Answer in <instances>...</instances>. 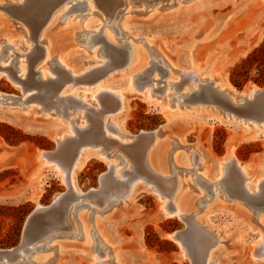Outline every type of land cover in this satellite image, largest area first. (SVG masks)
Listing matches in <instances>:
<instances>
[{"label": "rangeland", "instance_id": "374dc122", "mask_svg": "<svg viewBox=\"0 0 264 264\" xmlns=\"http://www.w3.org/2000/svg\"><path fill=\"white\" fill-rule=\"evenodd\" d=\"M33 1L23 0L24 3L13 2L10 4L9 0L6 2L0 0V37L6 35L7 39H10L12 36V40H5L1 43L4 47L0 53V68L14 70L10 73L14 77L13 80L4 75L0 76V92L5 95L1 99H7V95L21 97L24 90H32L27 95L28 99L24 104L19 99L13 101V98L6 100L5 103L0 102L1 252L20 245L26 221L38 205L46 208L55 200L56 195L69 190L68 185L52 168L43 166L41 160L44 158L39 159V152L52 153L54 151L55 153H52L49 158L59 159L65 166L64 152L71 149L72 143L78 140L80 135H84L91 129L78 127L75 130V132L77 131L75 134L78 136L67 138L63 141L62 148L58 149L55 136L62 132V126L58 121L61 117L59 112L65 116L69 113V111L65 113L60 107V104L66 99H57V91L50 92L47 82L39 80L41 79L39 75L36 76L35 81L31 80L32 77H35V74L32 75L33 72H39L37 68L34 69V58L32 59L39 44L35 38L34 29L14 15L31 11ZM146 1L140 4L133 3L118 16V20H111L110 16H106L103 11L100 14L103 17L98 18L91 12H86L87 9H81L83 5L73 6L71 11L74 13L71 12L72 14L70 16L68 14L67 17L73 16L76 20H81L82 26L80 28L73 25L60 26L63 23L58 21L51 27L46 40L52 42L54 52L67 56V60L75 72L90 69L87 70L88 73L81 74L83 76L77 75L78 78H76L70 71H66L67 69L60 72L54 67V82L59 83V87H62L64 83L75 77L80 83L78 86H85L87 80L91 79L96 85L102 78L104 83H113L124 89L127 104L122 110L103 113L105 102L111 103L113 108L118 105L117 102L114 104L116 99L111 96L110 92L103 90L99 94V101L89 99L94 107L91 108L88 116L95 114L97 118L95 115L94 117L97 120L101 115L97 122H105L109 127H113L111 132L116 136H121L120 131L136 136L142 131L169 130L171 134L166 136L168 139L155 145L152 156L153 164L156 167L163 168L171 175H177V177L186 180L185 188L176 195V202L188 213L195 210V203L198 209L210 203L209 201L219 203L218 195L220 197L224 195L225 200L229 202L224 208L219 205L214 208L208 218H206V214L202 215V223H205L208 230L218 234L219 243L212 250L213 258L219 264H264L262 258H251L253 242H257L260 238L257 215L264 217V209L252 208L244 200L236 198L240 186H234V181L240 182L241 180L236 167L238 161L245 166V173L250 178L248 183L251 186L259 177L264 176V130L257 132L254 129L246 128L242 124L248 121L246 116H238L235 112L224 110L217 104H209L205 95L207 90H211L210 85L200 87L199 83L196 84V88L200 90V93L196 95L191 86H186L187 77H180L177 72H172V65L167 64L161 56H157L153 50H148L141 44L143 43L141 37L144 36L164 51L174 65L181 69H197L202 73L201 76H204L199 80H203L202 83L214 80L215 85L218 84L235 94H241L253 88L263 89L264 50L257 54L256 60L248 62L253 65L249 66L248 64L246 68H240L242 71L248 70L245 76L240 77H246L242 87L238 88L233 84L232 74L243 60L264 46V0ZM59 9L57 8V10ZM16 10L20 12H14ZM144 11L147 13H142ZM62 20L64 21V19ZM105 22L109 24H105ZM113 25L116 27L111 30L109 27ZM125 26L129 28L130 36H127L122 30ZM92 34L97 35L91 38ZM13 40L19 42L21 51L29 50L30 45L33 44L32 50L25 58L28 72L24 77L20 76L21 63L19 61L23 57L19 56L20 52L17 50H13V53L10 51V43ZM123 42H127L128 45H123ZM108 43L118 47L117 51L115 50L117 52L115 55L119 60H122V62L111 65L112 67H110L112 62L111 56L108 54V50H110ZM45 45H48V42ZM136 46L145 48L144 50L147 52L146 62L138 66H135V59L132 62V54ZM100 49H103L102 52ZM118 49L121 50V54L124 53L119 54ZM101 62L106 63L102 67H95L97 63ZM58 63L60 64L58 59H54L53 64L56 66L59 65ZM137 67H140V70L134 72ZM143 70H145L144 73L138 74ZM61 74L65 77L63 78ZM134 74H137L136 80L134 79L135 85L139 89L141 87L139 93L133 92L127 86L129 77ZM16 77L22 79L21 82L18 79V86L15 84ZM145 89L150 90L151 95L159 102L149 100L145 94H142ZM68 99V103L77 101L74 100V97ZM258 101L261 104L264 103L262 99ZM167 105L172 107V110L187 111L184 113L171 111L166 108ZM207 106H212L214 109L217 107L218 111L221 110L224 113L221 115L223 118L211 110L208 112L202 110ZM39 107L43 111L40 112ZM52 107H54L53 110ZM245 109L255 111V114L256 110L258 111V109L249 107H245ZM225 113L233 116L230 117ZM113 114L116 115L112 120L106 122V117ZM251 117L255 118V115ZM259 120L256 118L252 121L259 122ZM180 139L193 148L177 149L175 143ZM97 148L105 149L106 154L110 155L111 153L102 146ZM192 149L197 150L201 161L198 155L191 154ZM123 150L130 156L134 146L124 147ZM231 150L235 157L231 161L227 177L216 185L214 183L215 176ZM169 154L170 162L168 161ZM176 155L178 164L174 161ZM121 160L123 161V159ZM130 164L129 160L128 165ZM202 164H204L203 169L200 168ZM134 165L135 163L133 170L125 172V177L122 178L124 181L119 182L110 172L107 162L97 157H91L76 175L78 189L91 197H83L79 200L80 203L77 201L80 206L76 209L73 206L71 211V215L74 217V222H71L73 228L71 230L58 229L60 228L58 226H66L65 206L69 201L77 198V194L69 191L66 202L58 209L59 212L55 211L54 216L50 215L49 222L45 220V217L44 220L41 218L42 220L37 221L38 227L40 225L41 228L39 231L37 230V234H35L37 236H34L33 240L28 243L27 248L22 249L27 256H22L20 262L28 264L31 261V264H42L43 261L41 263L34 262L36 254L29 256L28 246L32 243V246L40 247L39 252L46 253L50 250L48 246L57 241L63 242L64 247L61 249L63 252L60 260L55 264H92L94 257L98 259V264H101L111 258L112 255L106 254L108 249L96 233H92L93 247L89 250L90 252L87 250L88 247L83 244V240L80 238L82 237L81 223L77 221L78 215L82 211L88 214V220L92 227H94L96 215H102V231L120 251L122 264H192L191 259L183 254L182 247L168 238V233L187 229L184 220L178 216H166L165 211L168 209L162 208L163 200L168 199L169 201L170 199L169 196L163 194L161 189L172 191L174 187L172 182L174 181L167 183L162 179L159 180L154 174L137 172ZM201 172L208 178L201 176L202 178L199 179L198 173ZM138 176L143 177V180L137 181L140 183L135 185L132 193L125 200H120L119 197L127 191L132 180ZM159 182H163L166 186ZM108 187L110 191L107 190ZM155 187H158L159 190ZM161 192L166 196L165 198ZM258 192L264 193V182L261 191ZM108 195H112L111 201L108 202L112 203L104 209L100 203ZM116 195L117 199H115ZM168 208L172 209V206L169 205ZM48 226L54 227L43 234L44 229ZM74 226L77 229L76 233ZM47 233L49 234L47 235ZM60 233L62 239L57 238ZM45 234L54 236L48 240L40 239V241L38 237ZM189 239L194 242L192 236H189ZM45 240L47 242H44ZM213 242L214 240L211 243ZM54 252L55 250H53ZM6 259L0 260V264H5V262L6 264H20L19 260L15 262L17 258L7 257ZM105 264L107 263L105 262Z\"/></svg>", "mask_w": 264, "mask_h": 264}, {"label": "bare ground", "instance_id": "6f19581e", "mask_svg": "<svg viewBox=\"0 0 264 264\" xmlns=\"http://www.w3.org/2000/svg\"><path fill=\"white\" fill-rule=\"evenodd\" d=\"M6 1H8V0H5V2ZM145 1L146 0H34L32 2L33 7H31V11H27V12L21 11L22 13L14 14L17 18H20V20L22 19L25 23H27L28 25H30L34 29L35 38L37 39L38 44H39L37 52L32 57V59L34 58V64H35L34 69L37 68V70H39V72L38 71L33 72L32 75L35 74V77H32L31 80L35 81L36 76L39 75V77L41 78L39 80L47 82V88L49 89L50 92L53 93V92L57 91L56 92L57 96L55 95L57 97V99H63L64 98L67 100V101L66 100L63 101L60 104L61 109L65 113H66V111H69V113L67 114V116H65V115H63V113L59 112L61 117H59L58 121L62 126V132L59 135L55 136V140L58 143V149L62 148L63 141L66 140L67 138H74L75 136H78V135H76L77 131L75 132V130L78 129V127L81 129L91 128L84 135H80V138L78 137L79 139L76 138L78 140H75V141L73 140L74 143H72L73 145H72L71 149L64 152L65 162H66L65 166L63 165L62 162L59 161V159L49 158V156H51L52 153H55L54 151L52 153L40 151L38 154L39 159L44 158V160H41L43 166L48 167V168H52L56 172V174L61 178V180L65 184L68 185L69 190H68V192H65L67 194V196H68L69 191H71L74 194H77V198L69 201L67 203V205L65 206L64 216H65V221H66L65 225L66 226H63V227L58 226V227H60L58 229H60V230H64V229L69 230L70 229L71 230L73 228V226H72L73 224L71 225V222L72 223L74 222V217L71 215V211H72L73 206L76 209L77 207L80 206L78 204V202L80 203L79 200L83 199V197H86V198L91 197L89 195H86V193L80 191L76 185L77 173L84 168V166L86 165V163L88 162V160L91 157H97V158H100V159L104 160L105 162H107L110 166V172H112V174H114V177L119 182L124 181L122 178L125 177V172H130L131 170H133V164L135 163V165H134L135 171H137V172H143V173L146 172L149 174H154L156 177L159 178V180L162 179V181H164V182L166 181L167 183H171V181H174V182H172V184L174 183V187H173L172 191L170 190L171 193H170V191H167V189H161L160 188L163 191V194L164 195L166 194L167 197L169 196V199H170L169 201H168V199L163 200L162 208L166 209V210L168 209V211H165L166 216H168V217L178 216L180 219H182L186 222L187 230H188V235H187L188 243L184 244V242L181 239L176 238L174 236V233H168V238L173 240L174 242L178 243L180 245V247H182L183 254L185 256H188V258H190V254L192 253L196 257L198 262H201L203 264H219L218 261L213 258V252H212L213 248L219 243L218 234H216L214 231L208 230V227L205 225V223H202V215L206 214L207 215L206 218H208L209 214L213 211L214 208L218 207V205L220 207H223V208L225 206H227L229 202L225 200V198L223 197L224 195H222V197H220V195L217 196V200L219 203H217V201H213V202L209 201L210 203L203 205V207H201V209H198L197 204L195 203V206H196L195 210L192 212H189V213L186 212V210L183 207H181V205L179 203L176 202V195L185 188V186L187 184V183H185L186 180L183 178L177 177V175L173 176L170 174V172L164 171L163 168H158L153 164L154 159L152 156V152H153L155 145L158 144L159 142L166 141L168 139L166 136H169L171 134L170 131L167 129L154 130L155 131L154 136H150L148 133L149 131H142L141 133H139L136 136L129 135L128 133H121V131H120L119 133L121 136H116V135H113L114 133L111 132V130L114 129L113 127H109L107 125V123H105V122H102V123L97 122V120H99L101 115H99V118L97 120H96L97 116L95 114L94 115L96 116V118L94 117V115H89V116H91L89 119L88 113L90 112L91 108L94 107V105L92 104L91 101H89V99L99 101L100 92L101 91L103 92V90H108V92H110L111 96H113L116 99V101L113 100V101H115L114 104H116V102H117L118 105L115 108H113L111 103L109 104L108 101H107L108 103L105 102L106 105L104 104L105 107H104L103 113H105L106 111L116 112L118 110H122L127 104V98H126V95L124 93V89H122L119 86H115L113 83H109V84L104 83L105 81H103L102 78L96 83V85H94V82L90 79V80H87V83L85 86H78V84H80V83L77 82L75 77L77 75H81V74L84 75V73L87 72V70H89L90 68L84 69L81 72L77 71L78 73L75 72L74 68L71 66V64H69V62L67 60V56H65L63 53L54 52L53 47H52V42L50 40H46V39H48L47 36H49L48 32L50 31L51 27L53 25H56V23L58 21L59 22L62 21V23H63V25H60V26L73 25L76 28H80L82 26L83 22L81 20H76V18L73 16L67 17L68 14H69V16H70V14H72L71 12L74 13V11H71V8L75 5H83V8H81V9H87L86 12L89 11V12H91V14L98 16V18L103 17V15H100V14L104 12V14L106 13V16L107 15L110 16L111 20H118L117 19L118 16L123 11H125L129 6H131L133 3L134 4L135 3L140 4L143 2L145 3ZM149 1L152 2L154 0H149ZM9 2H10V4H12L13 2H18V3L23 2V0H9ZM64 5H66V6H64ZM61 6H62V8L59 9V7H61ZM57 8L59 10H57ZM96 10H98V11H96ZM101 11H103V12H101ZM14 12H20V11L16 10ZM142 13H147V12L144 11ZM77 16H80V15H77ZM50 18H51V20H50ZM62 19H64V21ZM108 22H105V24H109ZM19 27H21V26H19ZM115 27H116V25H113V26H110L109 28L111 30H113V29H115ZM110 29H109V31H110ZM122 30L125 32V34L127 36H130V31H129L128 27L125 26L122 28ZM122 30L120 29V31H122ZM120 31H118V33ZM76 33H78V32H76ZM112 33L113 32L111 31V34ZM96 35L92 34L90 37L93 38ZM43 37H46V38L42 39V40L39 39V38H43ZM28 38H29V36H28ZM141 39H142L141 42L143 41V43H141L143 45V47H145L148 50H153L157 56H161L167 64H170L173 66L172 72L173 71L177 72L180 75V77L181 76L187 77L188 81L186 83V86H188V87L191 86L192 89L195 90L196 95H198L200 93L199 88H196V86H195L196 84L199 83L200 87H205L207 85H210L211 90L210 91L207 90L206 95H205L209 104H217V100L215 101L214 95H213L216 92L217 96H221L223 98V99H221V101H223V104L220 103L217 105L223 107L224 110H230L232 112H235L238 116H246V118H248V121L242 123L246 128L254 129L257 132L264 130V109L262 110L263 112H261L260 109L258 111L256 110V114H255V111H247L245 108L239 109V108L235 107V106H239L240 104L245 102L246 99H248V100L253 99L254 98V92L262 90V89L253 88V89H248L241 94H235L232 91H228L226 88H222L218 84L215 85L216 82L214 80L206 81V83H202L203 80L202 81H199V80L201 78H203L204 76L203 75L201 76L202 73L199 72L197 69H193V68L181 69V68H179L177 65H174L171 62V60L165 55L164 51H162L160 48H158L150 39H147L144 36H142ZM5 40H8V41L12 40V36L10 39H7L6 35L4 37H0V53L2 52L3 47H4L1 45V43H3V41H5ZM46 42H48V45H45ZM107 45H108V48H110V50H108L109 51L108 54L111 56L110 60L112 62V64H110V67H112L114 64H117L118 62H122V60H119V58H117V56L115 55L117 53L116 49L118 47L113 46V44H109V43ZM123 45H128V43L123 42ZM32 46H33V44H32ZM32 46L30 45L29 50L21 51L20 50L21 48H20L18 41L13 40L10 43V48H11L10 51L12 52L13 50H15V51L17 50L20 52L19 56L23 57L22 59L19 60L21 63V68H20V73H21L20 76L21 77L26 76V74L28 72V66H27L25 58L28 56V54L32 50V48H33ZM143 47L136 46L135 49L133 50L132 62H133V59H135V61H136L135 66L141 65V64H143V62H146V60H145L146 56L145 55L147 52L144 50L145 48H143ZM102 50H101V52H102ZM119 51H120L119 54H121V50H119ZM101 52H100V54H101ZM54 59H58L60 64L58 63L59 65L55 66L53 64ZM31 63H33V62L31 61ZM104 63H106V62H101L99 64L97 63L95 65V67L96 66L102 67L105 65ZM54 67H56L58 69L57 71H60V72L65 71L67 69L66 71H70L72 74H74L75 77L72 78L71 80L67 81L66 83H64L62 87H59V85H58L59 83L57 84L56 82H54V77H55L54 71H53ZM138 70H140V67L135 68L134 72H137ZM11 71L13 72L14 70H5L4 68H0V76L4 75V76H7V78L13 80L12 78H14V77H12V75L10 74ZM144 72H145V70L139 72L138 74H141ZM59 75L60 74H58V76ZM83 75H81V76H83ZM136 76H137V74H134V75L129 77V80L127 82V86H128V88L130 87V89L133 92L139 93L140 92L139 90H141V87L139 89L135 85ZM59 77H61V76H59ZM64 77L65 76H63V78ZM76 78H78V77H76ZM18 79H19L18 77H16V80L14 79L16 82L15 84L17 86L19 85ZM56 79H58V78H56ZM21 80L22 79H19V82H21ZM29 82H30V80H29ZM33 84H34V82H33ZM36 85H38V84H36ZM38 86H40V85H38ZM171 86H172V84H171ZM33 87L35 88V86H33ZM172 88H173V86H172ZM31 91H28L27 89L24 90L23 95L21 97H16V96L14 97V96L7 95L6 96L7 99H5V100L1 99V98H4L5 95L0 92V102L5 103L6 100H11L13 98V101H16L17 99H19L21 101V103L24 104L27 102L28 98H26V97L29 94V92H31ZM43 92H45V91H43ZM142 94H145L149 100L159 102L158 99H155L151 95V92L148 89H145V91H143ZM48 96H50V95H48ZM70 97H74V100L76 99L78 102L76 101L77 102L76 103V102L70 101L71 103H68V101H69L68 98H70ZM178 99H180V98H178ZM113 101H112V103H113ZM59 103H60V101H59ZM166 108L170 109L171 111H176L178 113H184L187 111V110H183V109L172 110V107H170L169 105H167ZM180 108H182V107H180ZM53 109H54V107H52V110ZM41 110L43 111V109L41 107H39L40 112H41ZM202 110H206L207 112L211 110V111H213V113L217 114L220 118H223V117H221V115L224 113H222L221 110L218 111L217 107H215V109H214L212 106L211 107L207 106L205 108L203 107ZM53 112L55 113V110ZM114 115H116V114H113L112 116H107L106 122L108 120L111 121ZM226 115H228V113ZM254 115H255V118H252L251 116H254ZM228 116L231 117L233 115L231 114ZM224 118H226V117H224ZM239 118H241V117H239ZM256 118L260 119L259 122L258 121H252L254 119L256 120ZM251 126H255V127H251ZM115 131H117V130H115ZM83 132H84V130H83ZM82 133H80V134H82ZM71 142H72V140H71ZM175 144H176L177 149H179V150H183V149L185 150V149L193 148L192 146L186 145L181 139L176 140ZM101 146L108 149L111 152L110 155L106 154L105 149L97 148V147H101ZM127 146H134V150H132L130 156H128L127 153H124V150H123V148L127 147ZM75 149H77V150H75ZM191 154L198 155V152L196 149H192ZM111 155H112V157H110ZM123 155L126 156L127 158L124 157ZM177 157H178L177 155L174 157V161L176 164H178ZM234 157L235 156L233 154V150H231L227 156V159H225V161L222 162L221 167L219 169V172L215 176L216 181H214V183H216V185L220 184L222 181L225 180V177H227L226 175L229 172V169L231 167V161L234 159ZM169 158H170V154L168 157V161L169 160L171 161V159H169ZM198 158L200 159V155H198ZM120 159H123V161L122 160L120 161ZM129 160L131 162L130 165H128ZM200 161H201V159H200ZM203 166H204V164H202L200 166V168L203 169L204 168ZM178 167L180 169H183V167H181V166H178ZM236 167L240 173L241 180H240V182L234 181V186H236V187L240 186L239 192H238L237 196H235V197L239 198L241 200H244L248 204L255 203L251 199V196H252V194H256L257 191H261V187H262L263 182H264V176L259 177L254 182V185L251 186L250 183H248L250 181V178L245 173V166L241 165V163L238 161V162H236ZM188 172H189V169H188ZM198 176H199V179L201 176H203L204 178H208L203 172L198 173ZM142 178L143 177H140V176L135 177L132 180V182L130 183V185L128 183L129 187H128L127 191L124 192L119 197V198H121L120 200H125V198H127L128 195H130L132 193L135 185L140 183L137 181L143 180ZM145 180L150 181L148 179H145ZM159 183H161V182H159ZM159 183H158V185H159ZM161 184L164 185L163 182ZM164 186H166V185H164ZM222 187H224V186H222ZM155 188H158V187H155ZM107 190H109V187ZM118 190H120V189H118ZM157 190H159V188ZM157 190L155 189L156 192H158ZM111 192H113V191H111ZM62 194L56 195L55 200H54L55 204L58 202V200ZM114 194H115V192H114ZM161 194H162V192H161ZM201 194H202V191H201ZM111 196L112 195H108V197H106L104 199V201L100 203L101 206L104 207V209H106L112 203V202L110 204L108 203L111 201L110 200ZM166 196H164V198ZM95 197L97 198V196H95ZM115 199H117V195H116ZM198 200H200V199H198ZM169 205L172 206V209L168 208ZM90 207H92V206H90ZM37 208L40 209V208H43V206L38 205ZM92 209H93V207H92ZM256 209L260 210V208H256ZM262 209H264V208H262ZM257 217H258V219H257L258 227H260V238L257 242H253V248L251 250V258L252 259H259V258L264 259V231H263L264 230V217L263 216L259 217V215H257ZM101 219H102V215H96V217L94 219V227H92V226H90V223L88 220V214H86V212L81 211L78 215V218H77V221L81 223V227H80L81 232L80 233H82L81 234L82 237H80V238H82L83 244L86 247H88L87 250L89 251L93 247V245H92L93 244V240H92L93 234L96 233V235L102 240L103 244L108 249L106 254L112 255L111 258H109L107 261H104L101 264H105V262L107 264H122L120 251L117 249V247H115L114 243L112 244L110 242L108 236L105 235L102 231ZM187 221L189 222V224ZM74 227H75L74 228L75 231L74 230L73 231L76 233L77 232L76 226H74ZM48 234L49 233H47V235ZM47 235L45 234V235L38 237V238H39V240L44 239V238H46L48 240L54 236V235L53 236H47ZM63 236H65V235H63ZM77 236H79L78 233H77ZM189 236H192V238L194 239V242L190 241ZM57 238L62 239L61 233H60V235L59 234L57 235ZM209 238L211 239V241ZM212 240H214L213 243H211ZM44 242H47V241L45 240ZM28 247H29L28 248L29 256H32V255L34 256L36 254L34 256V260H35L34 262L41 263V261H43L42 264H55L56 262H58L60 260V258L62 256L63 251H61V249L64 247V244L61 241L60 242L59 241L54 242L48 246V249H50V250H49V252L46 251V253L39 252L38 249L40 247L35 246V245L32 246V243ZM51 250H52V252H51ZM53 250H55L54 253H53ZM20 252L22 254L20 253L18 256L12 257L10 259L17 258L15 260V262L18 260L20 262V258L22 256H27L23 252V250H20ZM6 258H7V256L0 257V260H2V259L7 260ZM27 260H28V258H27ZM21 262H23V261H21ZM21 262H20V264H22ZM191 262H192V259H191ZM98 263H99L98 259H96V257H94L92 264H98ZM5 264H6V262H5ZM28 264H31V261H29Z\"/></svg>", "mask_w": 264, "mask_h": 264}, {"label": "water", "instance_id": "95a60500", "mask_svg": "<svg viewBox=\"0 0 264 264\" xmlns=\"http://www.w3.org/2000/svg\"><path fill=\"white\" fill-rule=\"evenodd\" d=\"M213 95H214L215 101L217 100V104H220V103L223 104V101H221V99H223V98L221 96H217L216 92ZM259 99L264 100V88L262 90L254 92V98L253 99H251V100L246 99L245 102H243L239 106H235V107L239 108V109L249 107L251 109H258V110L260 109L261 112H263L262 110L264 109V103L261 104V102L258 101ZM148 133L150 136H154L155 131L154 130L149 131ZM67 197H68L67 194L63 193L56 204H55V201H53L46 208H40V209L36 208L30 214V216L28 217V219L26 221V224L24 227V232H23V238H22V242L20 243V245L18 247L6 250L5 252L0 251V257H4V256H7L9 258L15 257V256L19 255L20 250L27 248L28 243L33 240L34 236H37V235H35V234H37V230L39 231V229L41 228L40 225L38 227L37 223L42 219L44 220V217L46 218L45 220L49 222L51 219V216H54L55 211L56 212L60 211V210L58 211V209H60V207L64 205V203L67 200ZM251 199L255 203L249 202L250 204L247 203L248 206H251L252 208H264V193L258 192L256 194H252ZM47 218H48V220H47ZM188 224H189V222H188ZM53 227L54 226H48V228H45L43 231V234L45 232H48V230L50 228H53ZM173 233H174V236L176 238L181 239L184 242V244L188 243V240H187L188 230L187 229L174 231ZM39 237H41V236H39ZM190 258L192 259V264H203L201 262H198L196 257L192 253L190 254Z\"/></svg>", "mask_w": 264, "mask_h": 264}, {"label": "trees", "instance_id": "16d2710c", "mask_svg": "<svg viewBox=\"0 0 264 264\" xmlns=\"http://www.w3.org/2000/svg\"><path fill=\"white\" fill-rule=\"evenodd\" d=\"M264 50V46H262L261 48L255 50L253 53H251L247 59L243 60L242 64L241 65H238L234 70H233V74H232V82L233 84L240 88L243 86V84L245 83L246 81V77L245 78H240L241 76L243 77V75L245 76L246 73L248 72V70L246 71H242L240 68H246L247 65L250 64L253 65L252 63H248V62H251V60H254L256 57H257V54L259 52H262ZM256 60V59H255ZM263 61V60H262Z\"/></svg>", "mask_w": 264, "mask_h": 264}]
</instances>
